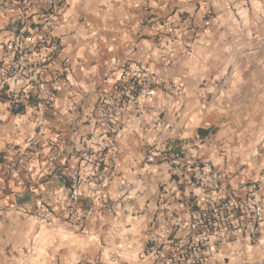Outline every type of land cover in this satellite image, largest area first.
Wrapping results in <instances>:
<instances>
[{"label": "clouds", "instance_id": "obj_1", "mask_svg": "<svg viewBox=\"0 0 264 264\" xmlns=\"http://www.w3.org/2000/svg\"><path fill=\"white\" fill-rule=\"evenodd\" d=\"M0 264H264V0H0Z\"/></svg>", "mask_w": 264, "mask_h": 264}, {"label": "built area", "instance_id": "obj_2", "mask_svg": "<svg viewBox=\"0 0 264 264\" xmlns=\"http://www.w3.org/2000/svg\"><path fill=\"white\" fill-rule=\"evenodd\" d=\"M161 23H163V22H161ZM17 24H19V26L22 27V24H20L19 21L17 22ZM33 27L35 28V27H40V26H39V25H35V24H33ZM17 35H19V30H18V29H17ZM24 35L27 37L29 34H28V33H25ZM175 166H176V165L173 164V167H175ZM196 166H199L201 169L204 167L203 163H200V162H198L197 165H192V167H196ZM171 180H172V181L179 182V181L181 180V177L178 176V175H176V174H173V175L171 176ZM189 180H190L192 183H196V182H197V178H196L195 174L191 175V176L189 177ZM218 183H219V181H218ZM248 186H251V185L249 184ZM178 188H179L180 191L182 192V191H183V188H184V184H180V183H178ZM163 191H164V188L162 187V192H163ZM229 199H231V198H230V197H229V198H226L222 203H226V202H228ZM236 199H237V201L239 202V198L237 197ZM198 210H199L198 206H196V207H194V208L192 209V211H194V212H195V211H198ZM236 212H237V213L240 212L239 208L236 209ZM209 219L211 220V223H212V225L214 226V225H215V222H216V220H215V215H210V216H209ZM209 219H205V220H204V223L207 224V223L209 222Z\"/></svg>", "mask_w": 264, "mask_h": 264}, {"label": "crops", "instance_id": "obj_3", "mask_svg": "<svg viewBox=\"0 0 264 264\" xmlns=\"http://www.w3.org/2000/svg\"><path fill=\"white\" fill-rule=\"evenodd\" d=\"M173 15H179L180 18H181V20H184V19L187 18L188 13H187V11L180 12V13L174 12ZM146 16H147V19L144 21L145 23H147L148 20L153 19V14L150 12V10H149L148 13H146ZM161 22H163V21H161ZM110 48H111V45H109V49H110ZM129 67H130V66H129ZM82 70H83V69H82ZM170 155H171V154H170ZM145 166H147V165H145ZM162 187H163V186H160V190H161V191H162ZM9 194H10V193H9L8 191L5 192V195H6V196L9 195Z\"/></svg>", "mask_w": 264, "mask_h": 264}]
</instances>
